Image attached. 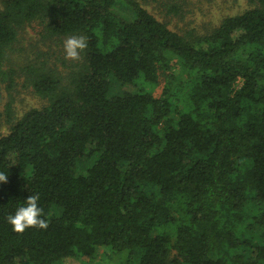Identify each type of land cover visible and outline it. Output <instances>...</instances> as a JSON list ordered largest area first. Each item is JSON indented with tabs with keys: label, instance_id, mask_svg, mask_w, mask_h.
<instances>
[{
	"label": "trees",
	"instance_id": "trees-1",
	"mask_svg": "<svg viewBox=\"0 0 264 264\" xmlns=\"http://www.w3.org/2000/svg\"><path fill=\"white\" fill-rule=\"evenodd\" d=\"M0 93L19 31L88 47L67 84L27 68L48 104L0 135V264H264V0L211 32H176L137 0H1ZM166 84L160 95L143 84ZM137 87V91L123 90ZM39 193L47 229L7 216Z\"/></svg>",
	"mask_w": 264,
	"mask_h": 264
},
{
	"label": "rangeland",
	"instance_id": "rangeland-1",
	"mask_svg": "<svg viewBox=\"0 0 264 264\" xmlns=\"http://www.w3.org/2000/svg\"><path fill=\"white\" fill-rule=\"evenodd\" d=\"M156 18L166 23L176 32L188 31L206 34L216 28L227 17L244 12L250 8L247 0H137ZM2 1L0 0V9ZM68 37H49L39 21L25 25L18 35L17 42L8 50L5 69L14 71V84L7 89L3 84L0 93V135L9 132L6 106L11 103L12 117L18 119L33 108L48 104V98L39 95L31 85L27 68L45 66L54 69L64 84L71 72L76 70L82 59H65L64 41ZM82 56V53H81ZM166 84V75L161 74L156 85L143 84L146 90L160 95ZM123 90L137 91V87L123 86ZM121 257V256H120ZM106 260L101 249L93 258L74 257L65 264H121V258Z\"/></svg>",
	"mask_w": 264,
	"mask_h": 264
},
{
	"label": "clouds",
	"instance_id": "clouds-1",
	"mask_svg": "<svg viewBox=\"0 0 264 264\" xmlns=\"http://www.w3.org/2000/svg\"><path fill=\"white\" fill-rule=\"evenodd\" d=\"M88 47L87 38L83 35H72L65 39L64 50L65 59L79 61L82 59L81 53ZM8 175L0 172V182L7 183ZM26 203L17 208L15 214L7 216L8 223L12 226L13 231L23 234L26 229L39 228L47 229L49 224L45 219L44 209L39 206L40 195L33 193L25 200Z\"/></svg>",
	"mask_w": 264,
	"mask_h": 264
}]
</instances>
